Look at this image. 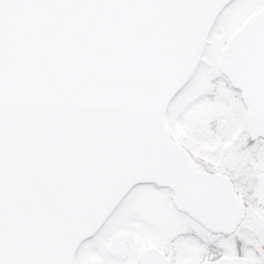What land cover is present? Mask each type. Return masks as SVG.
I'll return each instance as SVG.
<instances>
[{"label":"snow or ice","instance_id":"6c2138e0","mask_svg":"<svg viewBox=\"0 0 264 264\" xmlns=\"http://www.w3.org/2000/svg\"><path fill=\"white\" fill-rule=\"evenodd\" d=\"M0 264H264V0H0Z\"/></svg>","mask_w":264,"mask_h":264}]
</instances>
